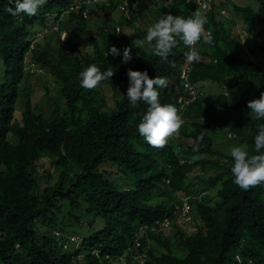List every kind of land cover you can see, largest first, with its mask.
Wrapping results in <instances>:
<instances>
[{
  "label": "trees",
  "instance_id": "obj_1",
  "mask_svg": "<svg viewBox=\"0 0 264 264\" xmlns=\"http://www.w3.org/2000/svg\"><path fill=\"white\" fill-rule=\"evenodd\" d=\"M69 1L47 0L34 16L26 18L6 11L14 7L12 0H0V72L6 77L0 82V264H264V233L249 222L246 225L244 218L254 211L264 214V203H260L264 202V186L242 190L235 185L229 157V150L236 145H247L249 154H256L254 137L264 120L252 119L247 103L264 92V68L236 51L235 47L241 46L231 34L233 26L219 22L221 27L217 28L215 22L212 44L204 43V50L198 51L199 58L191 65L180 56L187 49L182 42L164 60L132 45L129 38L116 34L115 28L95 33L75 12L63 13L59 28L87 41L92 47L90 53L75 45L66 49L60 32L46 35L41 45L31 47L32 37L41 27L49 28L48 14L56 11L62 16ZM231 5L240 14L246 40L264 59V42L258 40L256 30L254 35H248L255 23L264 26V16L259 17L248 7ZM196 9L193 4L183 6L182 0H160V6L155 8L156 19L163 13L188 18ZM112 45L120 49L121 55L125 47L139 51L144 58L140 71L171 81L174 87L167 82V98L164 91L159 97L162 104L179 94L183 66L189 67V79L196 88L224 80L247 83L233 104L225 95H218L213 104H208L204 96L195 100V112L205 120L203 125L187 121L190 126L181 128L182 135L189 136L194 127L197 131H215V122L224 124L226 132L234 136L229 138L226 151H218L215 158L200 143L195 144V149L190 147V151L205 156V169L193 180L192 175L177 167L165 166L173 165L176 152L185 151L186 146L169 142L156 148L141 136H132L137 111L125 103L99 118L126 122L118 124L116 139L117 129L112 131L106 122L96 126L101 120L90 117L93 110L86 91L80 87L78 73L90 64H96L101 71L108 67L116 72L121 66L120 56L106 55ZM28 52V62L44 68L58 89L53 107L46 108L41 97L32 102L29 93L25 102L19 98ZM205 56L217 60L208 63ZM17 99L22 108L14 118ZM139 110L142 116V105ZM46 154L55 159L51 165L61 169L54 182L42 186V178L51 177L48 169L39 171ZM197 188L204 191L203 196L196 195ZM177 194L189 196L190 203L196 204L202 223L183 225L174 220L172 199ZM211 196L220 197L213 206L208 205ZM165 216L172 221L173 235L164 229L156 230ZM38 222L48 224V232L40 231ZM65 229L69 230L68 236L54 234L55 230ZM142 229L145 231L139 234ZM245 230L250 238L238 249L233 245ZM74 236L81 240L73 251L66 244ZM237 253L240 263L235 259Z\"/></svg>",
  "mask_w": 264,
  "mask_h": 264
},
{
  "label": "clouds",
  "instance_id": "obj_2",
  "mask_svg": "<svg viewBox=\"0 0 264 264\" xmlns=\"http://www.w3.org/2000/svg\"><path fill=\"white\" fill-rule=\"evenodd\" d=\"M141 1L142 0H70L66 8L61 11L62 16H58L56 11L48 14L50 15L49 21L47 22L49 28L45 26L41 27L42 30L38 31L35 36L32 37L31 47L41 45L44 42L46 35L60 32V38L62 32H67L64 29L60 30V21L65 17L63 13L66 14L69 12L79 14L82 17L83 22L87 24H97L98 33H106L115 28L116 34H123V36L129 38L132 45L144 48L146 52H150L164 60L168 58L170 52L176 47L177 43L182 42L187 49L180 56L185 58L184 63H187L188 65L194 64L195 61L198 60V51L204 50V43L209 45L212 44V30H216L214 28L215 22H217V28L221 27L219 22L224 25L233 26L231 34L239 46L242 47L248 43L246 40L247 32L245 31V27H242L245 35H241L240 37L237 27L225 21V4H222L221 2L215 4L213 0H182L183 6L185 7L190 4L196 6V12L191 17L185 18L183 16H174L171 13H163L158 19H156L157 16L155 15V18H153V12H149V21L144 26L138 27L135 26V21L138 19V16L137 13L134 12L132 5L136 2L138 6L142 3ZM155 1H157L160 6V0ZM167 1L171 2L173 0ZM253 1L254 4H257L261 3L263 0ZM12 3L14 4V7H7L6 11L8 13L13 16L21 14L22 17L31 18L37 13L41 6L47 3V0H12ZM237 5L248 7L259 17L264 16L253 10L252 7L249 6L251 4L248 2L244 5ZM113 12L118 13L119 17L117 19L114 18ZM98 38L99 37L97 36V39ZM134 39H137V41L135 42ZM260 41L264 42V38ZM71 42V48L75 45L79 50L84 51V48H81L78 45L79 42L85 44L83 38H75L73 36ZM241 47H235L239 54L242 53ZM106 55H111L113 57L120 56L121 66L117 68L116 72L108 67H106L104 71H101L96 64H90L78 73L80 87L86 91L89 105H91L93 110V116H90L87 110L86 113L95 121L101 120L95 123L96 126L101 122H106L108 125H111L112 131L117 129L114 133L116 139L118 137V124L126 122L114 119L113 117L106 119L99 118L105 116L111 110L116 109L121 102L125 103L129 109L137 111L135 112L134 120L136 119V121H134L135 123L131 133L132 136H141L146 144L156 148H162L169 142L176 146L180 144L186 146L185 151L180 150V152H176L177 158L174 160L173 165L171 163H166L165 166L166 168L170 166L177 167L183 173L192 175V180L196 173H202L205 169L203 166V158L205 156L190 151V147L191 149H195V144L200 143L203 149L214 158L218 151H226L229 144V138L234 135L226 132L227 128L225 126L223 127L224 124L218 125L213 122L212 127H214L215 131H212L211 129L197 131L194 127L193 132L189 136L181 134V128L184 125L190 126L187 124V121L193 122L197 125H203V121L205 120V117H202L195 112V106L193 105L197 98L203 96L201 90L204 87H194L189 79L188 66H183L181 69L179 94L176 95L174 91L175 94L166 100L167 104H162L159 97L164 91V98H167L165 92L167 82L170 84V87L174 86L171 81L164 77L153 76L150 75V73L149 76L147 71H140L139 68L144 58L139 51L125 47L121 55L120 49L115 45H112L108 48ZM29 57L30 52L25 55V65L27 67L28 63V65H31L29 68L34 67L35 69L29 71L27 67V70L23 72V77L32 72L43 73L46 71L44 68H40V66L33 62L29 63ZM205 58V62L208 63H215L217 60L211 56H208V58L205 56ZM230 76L231 75H229V77ZM5 80L6 77L3 73V81ZM106 80H108L106 83H101ZM224 81H222L221 84L209 82L206 84V87L216 85L222 89L221 85H223ZM234 83L238 84V82H229V84ZM22 84H20L21 87H19V98L21 94L26 97V93H29L30 96L32 91L29 92L25 90L27 87ZM104 88L106 89V93ZM246 88L247 83L245 82V89L243 91H245ZM225 89L228 90V93L224 92L222 89L218 95L227 96L229 104L237 102L242 94L239 93L237 98L230 102L229 94H232L234 91H232V87H225ZM97 97H99V101L96 102L94 100ZM20 100L23 101L21 98ZM19 103L20 102L17 99L15 106L17 107ZM139 105H142L144 108L142 116L139 115ZM247 108L250 110L252 119L264 120V92H261L259 98L249 100ZM262 149H264V125L259 127L258 134L254 137L253 151L256 154H249V148L247 145L232 146L229 150V157L231 156L232 158V164L230 167L232 182L240 189L248 190L251 186L258 184L264 186V151H262ZM44 157L49 158L51 162L55 160L54 157H50L48 154ZM44 157L41 158V163L44 161ZM50 161L49 163L51 164ZM175 177L177 179L176 174ZM196 195L201 197L200 191H198ZM217 198L220 200V197ZM176 199H179L177 203L175 201ZM261 202L264 203L260 200V203ZM172 203L174 206L173 214L176 215L174 220L178 219L183 225L191 223L196 224V222L202 223L197 206L196 204L192 205L190 203L189 196L181 197L177 194L172 199ZM217 207L218 205L215 204L214 208ZM229 208L231 209V207ZM247 210L249 209L246 208V211ZM244 218L246 220V225L247 222H249L250 226L256 228L261 233H264L263 213H260V211L246 213ZM159 225L160 227L156 230L164 229V231L169 232L173 227L172 221L168 216H165L160 221ZM144 231V229L140 230L139 234ZM63 232L55 230L54 234L58 236L61 233L63 234ZM247 238H250V236L246 234L245 230V233L238 238L240 241L237 243L235 242L233 246L241 249ZM141 254H139V256ZM235 259L238 263L241 262L239 253L235 255Z\"/></svg>",
  "mask_w": 264,
  "mask_h": 264
},
{
  "label": "rangeland",
  "instance_id": "obj_3",
  "mask_svg": "<svg viewBox=\"0 0 264 264\" xmlns=\"http://www.w3.org/2000/svg\"><path fill=\"white\" fill-rule=\"evenodd\" d=\"M214 3H222L225 4V11H226V15H224V19L227 23H231L233 25H235V27H237V30L239 32V36L241 37L244 36V31L242 29L243 27V23L240 17V14H236L233 9H232V5L230 2H234L236 4H241L244 5L246 2L250 3L251 5H249L250 7H252L253 10L257 11L258 13H260L261 15H264V0L261 3H257L254 4L253 0H228L230 2H227L226 0H213ZM142 3L139 4L137 6V3L135 2L132 5V8L134 10L135 13H137L138 19L135 21V26L138 27H142L144 26L148 21H149V12H153L155 15H157L155 8L159 6L158 2L155 0H142ZM253 3V4H252ZM144 4V5H143ZM115 12V11H114ZM113 12V13H114ZM119 15L118 13H114V18H118ZM113 19V17H112ZM93 31L96 33L97 24L94 25H89ZM254 30H256L257 33V38L258 40H261L264 38V26L263 25H258L255 24V26L253 28H251V32L248 33V35H254ZM55 36V35H52ZM41 38V36H40ZM39 38V39H40ZM73 38V36L71 34H69L68 32H62L60 39L63 41V45L66 49H70L71 48V39ZM53 39L55 40V37H53ZM134 41L136 42L137 39H134ZM58 43H56L57 45ZM81 48H84V51L90 53L92 51V47L88 46L87 41H85L84 43L79 42L78 44ZM246 49V50H245ZM241 51L242 53H245L247 56L251 57L256 63H258L261 67L264 68V59L261 55H259V53L257 52V49L254 48V50L252 49V45L251 43H247L245 44V46L243 45L241 47ZM244 57V54H243ZM31 65H28L27 63V67L28 70H34L35 68H29ZM1 68V67H0ZM3 81V73H0V82ZM26 81V82H25ZM230 80H225L223 82L222 89L224 92L228 93V90L225 89L232 87V91H234L232 94H229V98H230V102H232L234 99L237 98V96L239 95V93H242L243 90L245 89V83H234V84H229ZM23 83V84H22ZM21 84L24 86L26 85V87L28 89H30L31 92V100L32 102H36L41 100L40 97L42 98V104L45 105L46 108L49 107H53L54 101L58 99L59 97V93H58V89L55 86V84L53 83L52 79H51V75L49 73H47L46 71L39 72H32L31 74H27L26 76L23 77ZM229 84V85H228ZM228 85V86H227ZM47 88V92L46 89ZM222 89L216 85H211L209 87H204L202 88V95L204 97H206L208 99V103H214L217 95L222 91ZM105 93H106V89L104 88ZM46 92V93H45ZM47 95V96H46ZM20 98L23 100V102H25L26 98L23 96V94L20 95ZM22 108V104L19 103V106L16 107V111L14 113V118H16L18 116L19 111H21ZM50 159L47 157H44V161L41 163L40 166V171L44 170V169H48V171L51 173V178H47V177H43L41 180V185L45 186L47 183H52L55 181V179L57 178V175L61 169L60 166H52L49 161ZM200 191V196H202L204 194V192L200 189L197 188ZM173 197V196H171ZM218 198L216 196H211V198L209 199V203L208 205H212L214 203V201ZM179 199H176V203ZM66 219L69 220V218L67 217ZM169 224V222H168ZM37 228L46 233L48 232V224L44 223V222H38L37 223ZM83 226H86L85 224H83ZM64 235H69V230L65 229L64 230ZM168 233H170L171 235H173L174 233V229H171ZM80 238H78V236H74V237H70L69 238V242L66 244V248L71 249L74 251L75 247L79 245L80 243ZM73 242L74 245L70 246V243ZM143 261V259H142Z\"/></svg>",
  "mask_w": 264,
  "mask_h": 264
}]
</instances>
